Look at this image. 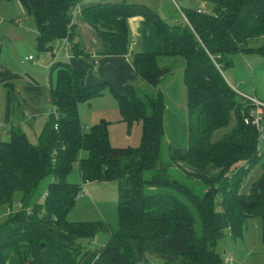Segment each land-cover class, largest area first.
<instances>
[{"label": "trees", "instance_id": "obj_1", "mask_svg": "<svg viewBox=\"0 0 264 264\" xmlns=\"http://www.w3.org/2000/svg\"><path fill=\"white\" fill-rule=\"evenodd\" d=\"M18 1L33 18L40 50H52L66 36L72 42V12L84 0ZM203 1L211 10L182 9L188 22L173 25L143 4L99 0L84 5L82 17L102 42V54L128 52L129 19L135 16L144 18L164 51L134 54L137 76L147 87L134 97L118 93L108 82L85 87L81 72L68 62H53L51 100L57 113L51 114L36 143L19 128H12L10 139L0 143V264H82L86 258L98 264H153L148 251L164 264H222L217 239L226 228L233 237L240 236L251 215L261 218L264 240V150L260 132L245 122L256 105L240 96L222 72L235 53L264 56V0ZM256 39L260 43L250 45ZM73 49L90 59L84 49ZM163 58L183 66L187 87L182 124L174 116L168 132L171 112L163 85L172 68L162 65ZM106 90L117 99L128 126L142 122L138 147L113 146L105 120L84 128L79 104ZM259 111L264 126V107ZM232 118L233 128L213 141L212 134ZM168 133L173 139L166 143ZM82 151L86 156L80 158ZM77 161L84 183H117L116 227L67 219L80 193L81 186L68 181ZM258 163L259 177L242 193L243 178ZM178 168L187 182L200 179L210 185L206 193L198 196L181 184L172 175ZM212 168L218 172L208 173ZM17 194L20 205L14 209ZM194 212L202 226L199 236ZM101 232L108 236L103 245L83 246V240L93 241Z\"/></svg>", "mask_w": 264, "mask_h": 264}, {"label": "rangeland", "instance_id": "obj_2", "mask_svg": "<svg viewBox=\"0 0 264 264\" xmlns=\"http://www.w3.org/2000/svg\"><path fill=\"white\" fill-rule=\"evenodd\" d=\"M92 1L99 0H84L86 4ZM197 8L202 11L211 10L208 3L203 0H161L158 4V11L162 18L170 19L176 16L177 11L183 15L182 9ZM176 12V13H175ZM181 18V23L184 22V16ZM170 19V20H169ZM33 18L30 17L23 5L18 0L3 1L0 0V61L9 65L16 73L20 74L24 79L26 75H31L39 83L40 80H45L49 83V79L55 81L56 71L49 67V62L53 56L52 50H39L37 47L38 35L33 32ZM81 28L78 29V37L80 39ZM261 41V40H260ZM259 39L252 40L250 45H258ZM60 48L61 44L56 43L54 46ZM32 55L34 60H29L27 57ZM64 55V52L63 54ZM65 57V56H61ZM231 65L223 69L224 77L231 82V86L235 88L239 95L244 98H256L264 103V56L259 53H243L238 52L231 56ZM172 64V63H170ZM8 66V67H9ZM181 71V72H180ZM182 68L176 65L173 69L175 76L170 79H176V83L172 85V90H176L180 86V92L171 93L169 96L168 105L170 106L171 115L167 116L166 126L169 131L172 118L176 117V121H180L187 112V87L183 80ZM33 74V75H32ZM140 80V79H139ZM46 83V84H47ZM140 91H146L145 83L140 80L138 82ZM179 94V95H176ZM49 99V98H48ZM80 118L86 127L101 121V118L106 117L108 122L109 140L115 147H138L141 144L142 137V122L134 121L131 126H128L122 120L120 108L117 99L114 95L106 90L104 95L97 97L90 102L79 104ZM45 108H53L52 102L46 100ZM262 108V107H261ZM252 111V110H251ZM180 116V119L177 117ZM235 125V119L232 118L228 125L218 128L211 139L213 141L219 140L224 134L228 133ZM176 130V129H175ZM264 133V132H263ZM29 140L34 142L35 135L33 131L28 133ZM166 134V143L173 137ZM6 137V136H4ZM262 151L264 150V135L261 139ZM86 156V152L82 151L79 157ZM180 166L190 168L185 162H180ZM177 169V168H176ZM179 169V168H178ZM260 163L243 178L240 191L248 193L251 190L252 183H254L260 175ZM206 173V171H204ZM208 173H217V168L207 170ZM176 173V174H175ZM172 175H175L181 184H188V190L202 196L206 193V188L210 185L203 180L196 179L193 183L187 182L188 177L178 170ZM189 180V179H188ZM68 181L73 184L84 186V193L76 199L75 206L70 210L67 219L71 222H98L103 221L112 227H116L119 222L118 212V198L119 191L116 182L92 181L84 183L81 178L79 162H75L72 170L68 175ZM227 189V188H226ZM156 190L151 189V193ZM19 195L17 194L13 200V208H19ZM196 219V235H201L202 226L200 219L196 212H194ZM4 212L0 211V220L3 218ZM107 235L103 232L99 233L93 241L83 240L82 244L86 248L94 246L99 247L103 245ZM215 249L221 254L223 263L227 264L226 258L231 256L230 264H264V240L262 220L258 215H251L247 218L242 234L233 237L229 228L224 230L222 237L217 239ZM148 259L153 264H164L163 260L157 255L146 252ZM84 259L82 264H98L92 259ZM144 264V263H139Z\"/></svg>", "mask_w": 264, "mask_h": 264}, {"label": "crops", "instance_id": "obj_3", "mask_svg": "<svg viewBox=\"0 0 264 264\" xmlns=\"http://www.w3.org/2000/svg\"><path fill=\"white\" fill-rule=\"evenodd\" d=\"M104 1H126L128 3L143 4L149 7L150 9L156 11L160 15L157 8L158 4L161 3V0ZM94 2L97 1L88 2L86 4L83 2L82 4H79L77 14L74 18L75 28L73 32V40L70 43V48L68 52L63 50L58 55L59 57L57 56L58 58L56 59L52 58L48 65L50 68H52L54 61L68 62L74 69L83 74L84 78L82 80V85L85 87L94 86L103 82H108L120 94L133 97L137 96L140 93L139 87L137 85L140 81V78L137 76L136 69L133 64L134 54L141 52L162 53L164 51V45L156 38L153 32L146 25H144V18L142 16H135L129 19L131 43L128 52L124 55L102 54V42L96 36L95 30L86 21H84L81 14L84 5H88ZM176 14V16L170 18L172 22H169L167 19H163L172 25L179 24L181 23V18L179 17V14L182 17L183 15L179 11H177ZM79 27L81 28L80 39L77 35ZM33 32L38 35V30L35 26V23L33 26ZM38 40L39 36L37 38V43ZM56 43L61 44V40ZM56 43L54 44V46L56 45ZM73 45L76 48L79 47L81 49H84L86 53H89L91 56L90 59L85 58L84 55H75ZM37 47L39 48L38 44ZM53 48L54 56V50H58L60 48ZM63 52L64 55H62ZM31 56L32 55H29L27 59H29V57ZM29 60H34V57ZM162 65H167L172 68L171 76L163 85L167 100L169 101V96L172 92H180V86H178L176 90H172L171 88L173 87L172 85L176 83L175 77L174 79H170L175 76L173 69L176 68V64L173 63L172 59L163 58ZM8 66L9 65H7L5 62L0 61V121L4 124V127L0 128V143L2 141L10 139V130L12 128H19L23 130L26 133L27 137V133L29 131H33L35 135V141L31 142L36 143L39 134L42 132L46 122L49 120V117L55 110L54 104L51 100V90L55 85V81L53 82L51 78L49 79V83H47L45 80H40L41 82L39 83L31 75H26L27 79H24V77L16 73L10 66ZM177 66L184 70L181 64ZM227 81L230 85H232L228 79ZM46 100H50L52 102V109L45 108ZM168 108H170L169 105ZM106 119V117H103L101 118V121ZM82 124L86 130H89L91 126L94 125L92 124L91 126L86 127L83 122ZM107 238L108 236L106 237V240ZM86 259L91 260L90 258ZM92 260L96 261L95 259Z\"/></svg>", "mask_w": 264, "mask_h": 264}, {"label": "built area", "instance_id": "obj_4", "mask_svg": "<svg viewBox=\"0 0 264 264\" xmlns=\"http://www.w3.org/2000/svg\"><path fill=\"white\" fill-rule=\"evenodd\" d=\"M174 2H176V0H173ZM77 9H75L73 12H72V17H73V20L77 14ZM185 20L187 21V18L185 17V15L183 14ZM188 22V21H187ZM70 48V41H69V38L66 36L65 38H63L61 40V47L60 49L58 50H54V55L57 57L63 50H65L66 52H68ZM33 57H29V59H32ZM235 89V88H234ZM236 90V89H235ZM237 91V90H236ZM254 104L256 105V109L255 110H252L251 114H250V117H246L245 118V122L247 124H252L253 126H255L257 128V130L260 132L261 134V138H262V134L264 132V126L262 124V117L260 115V107H264V103H262L260 100L256 99V98H250ZM54 113L56 114L57 111L56 109L54 110ZM4 127V124L3 122L0 121V128H3ZM84 186H81L80 187V193H79V196L82 195L84 193ZM232 260V257L229 256L226 258V263L227 264H230Z\"/></svg>", "mask_w": 264, "mask_h": 264}]
</instances>
